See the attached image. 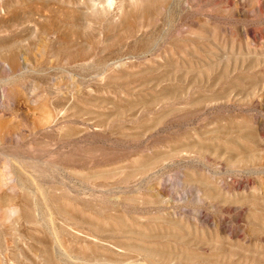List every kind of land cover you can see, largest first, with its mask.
I'll return each mask as SVG.
<instances>
[{
    "label": "rangeland",
    "instance_id": "obj_1",
    "mask_svg": "<svg viewBox=\"0 0 264 264\" xmlns=\"http://www.w3.org/2000/svg\"><path fill=\"white\" fill-rule=\"evenodd\" d=\"M0 264H264V0H0Z\"/></svg>",
    "mask_w": 264,
    "mask_h": 264
},
{
    "label": "bare ground",
    "instance_id": "obj_2",
    "mask_svg": "<svg viewBox=\"0 0 264 264\" xmlns=\"http://www.w3.org/2000/svg\"><path fill=\"white\" fill-rule=\"evenodd\" d=\"M107 4L111 3V0H106Z\"/></svg>",
    "mask_w": 264,
    "mask_h": 264
}]
</instances>
